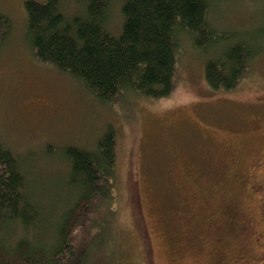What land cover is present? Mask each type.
Masks as SVG:
<instances>
[{"label":"rangeland","instance_id":"1","mask_svg":"<svg viewBox=\"0 0 264 264\" xmlns=\"http://www.w3.org/2000/svg\"><path fill=\"white\" fill-rule=\"evenodd\" d=\"M24 1L0 0L11 21L0 47V141L51 212L48 241L74 201L65 147L95 151L112 127L116 206L97 251L104 263L264 264V0H212L208 21L231 38L203 52L179 35L173 91L114 104L33 57ZM108 2L106 27L118 34L124 0ZM61 4L66 15L81 10ZM250 33L260 39L248 74L231 91H212L205 62Z\"/></svg>","mask_w":264,"mask_h":264},{"label":"trees","instance_id":"2","mask_svg":"<svg viewBox=\"0 0 264 264\" xmlns=\"http://www.w3.org/2000/svg\"><path fill=\"white\" fill-rule=\"evenodd\" d=\"M75 1L81 10L66 15L62 0H25L27 40L37 61L78 80L99 103L114 104L132 92L145 98L170 94L181 34L203 52L231 38L210 25L212 0H124L118 34L106 27L108 0ZM10 30L0 10V47ZM251 35L235 37L207 59L204 78L212 91H231L246 77L254 43L264 36ZM114 131L106 128L95 151L65 147L74 201L51 224V241V212L33 195L22 161L0 141V264H106L97 251L116 206Z\"/></svg>","mask_w":264,"mask_h":264},{"label":"flooded vegetation","instance_id":"3","mask_svg":"<svg viewBox=\"0 0 264 264\" xmlns=\"http://www.w3.org/2000/svg\"><path fill=\"white\" fill-rule=\"evenodd\" d=\"M263 256H264V255L262 254V257H263ZM262 257H261V258H262ZM247 264H248V263H247Z\"/></svg>","mask_w":264,"mask_h":264}]
</instances>
